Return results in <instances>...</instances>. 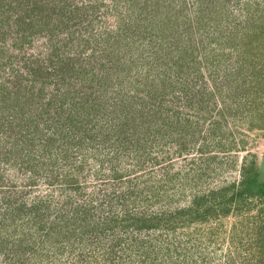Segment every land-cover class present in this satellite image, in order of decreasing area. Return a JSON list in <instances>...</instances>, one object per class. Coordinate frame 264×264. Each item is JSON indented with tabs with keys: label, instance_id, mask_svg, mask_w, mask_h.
<instances>
[{
	"label": "trees",
	"instance_id": "16d2710c",
	"mask_svg": "<svg viewBox=\"0 0 264 264\" xmlns=\"http://www.w3.org/2000/svg\"><path fill=\"white\" fill-rule=\"evenodd\" d=\"M157 1L124 0L129 6L128 12L124 15L119 12L120 18L115 17L114 22L117 21L111 26L113 19L107 14L115 10H109L110 4L102 0H0V62L5 52L11 50L6 45L8 38L15 37L11 55L18 61H24L33 80V85L29 84L24 80L21 68L14 66L13 73L19 72L14 76V83L10 87L0 83V264H30L32 260L48 255L50 260L57 261L63 256V246L73 244L83 245L84 253L80 255L83 262L86 260V245L89 240L92 243L91 239H98L99 234L107 233L115 238L122 233L123 237L127 234L134 237L145 231L149 232L148 240L143 242L153 244L150 239L153 231L174 230L177 225L205 219L210 212H216L217 207L227 209V205L245 204L253 197L264 198V182L258 181L255 163L244 167L242 179L226 188L228 192L218 195L214 191L209 197L198 196L194 206L188 209L149 212L127 203L151 198L154 202L168 196L172 180L168 174L165 176L167 181L160 187L155 183L156 179L153 184L146 182L148 187L138 183L137 190L127 188L120 193L112 192L116 195L106 196L101 202L91 203V200L76 196V192L83 188L75 176L82 173L89 162L96 159L101 163L94 162L95 165L102 168V163L105 165L107 161L106 157L104 159L106 151L112 154L110 160H114L120 156L121 150L130 149L127 142H136L132 133L130 137H120L121 129L117 123H111L113 119L117 120L114 116L110 123L107 122V127L103 126L108 116L105 112L107 106L116 111L125 99L120 90L109 92L111 90L103 89L117 81V85L122 83V78L133 69L132 65L139 66V69L145 66L147 62L142 59L145 53L149 58L168 48L170 54H177L171 63V56L161 55L159 61L158 56L156 58L157 66L161 64L171 68L169 78L164 76L161 79L162 75L158 74L159 77L150 79V66L143 79L137 77L145 82V88L150 90L158 84L165 90L168 88L166 80L174 78L177 83H185L183 90H200L196 91L199 100L194 95L189 96L188 91L185 95V104L197 101L201 105L202 115L197 118L196 128L206 126L208 121L207 131H201L202 136L197 135L202 139L200 151L222 142L226 147L233 143L225 138L224 129L230 135L234 131L227 128L224 118H214L216 110L221 117L225 116L226 110L243 113L250 118L249 127L264 129V34L260 33V29L264 30V0H238L235 4L242 8V12L246 11L245 20L254 21L252 28L241 30L238 27L241 24L234 25L235 18L230 8L233 0H195L192 9L185 8L188 16L185 15L181 25L173 21L169 24L165 20L161 24L164 28L157 27L161 35L148 28V23L161 16L157 9L164 0H159L161 3ZM102 16H108L105 18L107 24L100 29L104 23ZM84 22V26H88L86 29L93 26L89 28L92 30L89 36L79 32L78 28L72 30ZM26 30H29L27 35L23 34ZM166 31L170 39L163 36ZM17 34L27 36L26 41L31 47L37 44V40L43 48L51 45V52L41 51L40 56L33 59L32 55H26V41H19ZM60 43L69 46L71 53L64 50L61 59H56L55 46ZM149 60L153 65L155 61ZM121 71L127 73L121 74ZM183 78L185 82H181ZM71 79L78 80L82 86L97 80L103 89L72 90L67 86V90H62L67 84H77L74 81L70 83ZM55 84L61 90H56ZM48 85L52 86L51 90H46ZM215 90L222 91L219 101L214 99ZM111 94L114 99L112 106L109 104ZM236 103L237 108H232L231 104ZM88 113L92 116L84 117ZM90 119L102 127L94 137H89L86 131ZM201 120L204 121L202 124L199 123ZM112 137L114 140L107 149L105 143ZM211 141L216 145L210 144ZM113 165L110 166L112 170L116 167L115 163ZM5 173L11 175L9 180L4 179ZM115 173L120 178L119 173ZM19 174L24 178L21 179ZM39 182L50 188L45 196L34 194L33 186L37 187ZM56 184L60 185L62 194L66 191V196L62 202L54 203ZM132 185L129 183L128 186ZM230 190H233L231 194ZM205 199L210 201L208 206H200ZM186 215H192V218L186 219ZM180 216V222L175 221ZM260 232L264 233L262 229ZM257 243L264 247V234H259ZM121 248V244L114 245L105 254L114 255V259L121 257L118 254L123 253ZM142 248L138 245L135 249L140 256ZM106 261L107 258L100 264H107Z\"/></svg>",
	"mask_w": 264,
	"mask_h": 264
},
{
	"label": "rangeland",
	"instance_id": "374dc122",
	"mask_svg": "<svg viewBox=\"0 0 264 264\" xmlns=\"http://www.w3.org/2000/svg\"><path fill=\"white\" fill-rule=\"evenodd\" d=\"M102 1L110 4L108 6L110 8L109 10H115L107 14H110V18L113 19L110 22L111 26L117 21L114 22L115 17H119V12L122 15L128 12L129 6L125 4L124 0ZM153 2H156V0H151V3ZM161 2L159 0L157 1V3ZM194 2L195 0H164L162 6L157 9V13L161 14L159 16L160 18L158 19L157 17L148 23V28L154 34H160L161 30H158L157 27L161 26L164 28L161 24L165 20L169 24V21H173L179 25L183 18H186L187 11L185 8L188 10L192 9ZM237 2L238 0H233L230 4L231 11H233L232 15L235 18L234 25L241 24L238 26L241 30H245L248 27L252 28L254 21H251V19L245 20L246 11L242 12V8L239 9L235 5ZM107 17L102 16L104 23H101L103 26H99L100 29L106 26L105 18ZM239 21L241 23H237ZM84 25L85 22L72 28V30L78 28L80 30L79 32L84 33L86 36L91 35L92 30L90 31L89 28L93 26H89L86 29L88 26ZM14 29L16 30V26H14ZM28 31L26 30L23 34L27 35ZM0 33H2L1 30ZM260 33L264 34V30L260 29ZM168 34L167 32L163 36L170 39ZM17 36L19 35L17 34ZM14 39L15 37H9L7 40L8 44L6 45H9L11 50L14 49L11 46L12 40ZM26 39L27 36H19V41H26ZM36 43L34 47H31L29 46V41H26V45H24L27 48L26 55H32L33 59H35L40 56L38 54L41 51L46 53L48 51L51 52V45H45L46 47L43 48L40 41L37 40ZM84 44L82 43L83 46ZM24 46L22 47L23 49ZM167 49L159 50L152 57L148 56L149 58L145 56L147 54L145 53L142 59L144 62H147L146 65L140 67V69L139 66L132 65L133 69L129 73L121 71V74L127 73V76L122 78V83L117 85V81L115 85L112 84L113 87L112 85L107 86L105 89L99 87L100 83L96 77L97 80L88 82L89 84L87 86H82L81 82H77L78 80L71 79L70 83L73 81L77 83L75 86L67 84L61 88L62 90H67L68 86L72 90H111L109 92H113L112 90H120L125 95V99L119 104L118 107L120 108L116 111H113V108L107 106L108 109H105V112L108 116L105 117L103 126L107 127L111 118L114 116L117 120L114 121L113 119L111 123H117V126L121 129L120 137H130L132 133L133 138L136 140L135 143L127 142L130 148L128 151L121 150L120 156L114 160L111 159L116 164L114 170L110 167L114 163L111 162L110 158L112 154L108 151L105 152L104 159L106 157L107 161H105V165L102 163V168H99V164L98 166L95 165V163H101L96 159L89 162L85 170L75 176L83 188L79 192H76V196L91 200V203L93 201L94 203L96 201L101 202L106 196L116 195L112 192L120 193L127 188H135L137 190L138 183L148 187L147 183L153 184L156 179L155 183H158L160 187L162 183L167 181L165 176L168 174L172 179L171 184H169L168 196L158 201L154 200V202L151 198L148 201L135 200L136 202L127 201V203L135 204L137 208L143 207L149 212H159L166 209H170L171 211L182 208L188 209L194 206L193 202L198 196L209 197L210 192L214 191L218 195L223 192H228L226 188H229L233 183L237 184L242 179L244 167L248 168L255 163L257 170L259 169L261 158L264 154V129H252L249 127V117H246L243 113L236 114L235 110H226L225 116L221 117L216 114L217 110L214 111V118L216 120L224 118L227 128L234 131L230 135L227 129H224L226 132L225 138H228L234 144L230 143L226 147L222 145L223 142L221 145H216L214 141H211L210 144H215L216 146L212 145L210 149L202 152L199 150L202 139L201 137L198 138L197 135L200 134L202 136V132L205 133L207 131L206 126L208 121L206 122V126L196 128L197 118L199 119L200 115H202L201 105L197 101L190 105L185 104L186 91H188L189 96L194 95L199 100L196 91L199 92L200 90H183L182 85L184 86L185 83H177L174 78L168 80L165 78L168 85V88L166 87L165 90L160 89L158 84L154 88L151 87L150 90L145 88V82L142 79L147 74L146 72L149 71V66L152 70L149 74L150 79L159 77L158 74L162 75V77L160 75L161 79L164 76L169 78L168 74L172 71L171 68L162 67L161 64L157 66L161 55L171 56L169 62H173L172 57H175L177 54H174L176 52L170 54ZM11 50L5 52L4 58L1 59L0 83L7 84L9 87L14 83V76L19 73H13V68L16 66L15 68H21L20 72H24V80L33 85V80L27 73L29 72V68L24 65V61H18V58L11 55ZM64 50L67 53L70 52L69 46L61 43L57 47L55 46L56 59H61L62 55H64ZM23 51L25 52V50ZM157 56L158 61L156 60ZM113 57H116L115 54ZM149 59L155 61L153 65L150 64L151 61ZM91 65L88 64L87 66ZM140 70H142V73H140ZM115 74V77H117L118 74L116 72ZM137 77L142 79L138 80ZM181 82H185L184 78ZM96 84L97 86H95ZM52 86H46V90L47 88L51 90ZM58 86V84H55V89L61 90L58 89ZM221 92V90L219 92L216 91L214 99L217 98L219 101V93ZM108 96L106 95L105 99ZM112 97L113 95L111 94L109 101L111 106L114 102ZM218 107H221V103H219ZM231 107L236 109L237 103L231 104ZM131 111L135 113H130ZM197 112L198 115H196ZM120 115L123 117L121 118ZM88 116H92V113L84 115V117ZM133 117H137L136 120H133ZM252 119H254L253 116ZM187 120H190V122ZM203 122L201 120L199 123L202 124ZM95 123L91 119L87 123L88 127L86 131L89 137H94L102 128L100 124L96 126ZM197 139H199L198 142H196ZM112 140L114 138L105 143L107 149L110 147ZM89 147L92 149L91 146ZM99 169L102 172L98 171ZM115 172L119 173L120 178L115 176ZM5 177L4 179L9 180L11 175L5 173ZM20 178L23 179L24 177L20 175ZM18 181L21 182L19 179ZM129 183H133V185L130 187L128 186ZM36 186H33V190H35L34 194H39L40 196H45L48 189H50L42 182L37 183ZM59 190L60 185L56 184L54 193L57 198L55 199L54 196V203L55 201L62 202L66 196V191L62 194ZM232 191L230 190L229 194ZM135 194L137 193L135 192ZM207 200L205 199V202L201 201L200 206H208L210 201L207 202ZM113 202L116 205V199ZM217 211L218 214L212 211L203 220L199 219L198 221H193L185 225H177V229L173 228L174 230L171 228V230L165 232H151L150 239L151 241L153 240V244L151 242H143L148 240L149 232L145 231L137 234V236L134 235V237L132 234L131 236L127 234L123 237L121 233L115 238H113V235L102 233L99 234L98 239H91L93 240L92 243L89 240V244L85 247L86 260L83 262L80 259V255L83 252V245L73 244L67 247L63 246V251L61 252L63 256L60 255V260H50V256L48 255L41 256L37 260H32L30 264H100V262H104L105 258L108 260V262L106 261L107 264H264V251H262L264 247L257 243L259 234H264L260 232L261 229L264 232V198L253 197L246 200L245 204L237 205L233 203L231 207L227 205V209L225 207H217ZM188 218H192V215H186V219ZM180 220L181 216L175 219L178 222ZM169 224H173V221H169ZM117 244H121L123 253L121 251L118 254L122 256L116 257L115 259L114 255L112 257L110 253L106 256L105 253L112 250L113 246ZM129 245L131 246L128 247ZM138 245L144 247L142 248L144 250L141 256L135 252ZM53 255L55 254L53 253ZM79 259L80 261L76 263ZM144 259L148 260L144 261Z\"/></svg>",
	"mask_w": 264,
	"mask_h": 264
},
{
	"label": "water",
	"instance_id": "95a60500",
	"mask_svg": "<svg viewBox=\"0 0 264 264\" xmlns=\"http://www.w3.org/2000/svg\"><path fill=\"white\" fill-rule=\"evenodd\" d=\"M258 181L264 182V154L261 158V163L258 169Z\"/></svg>",
	"mask_w": 264,
	"mask_h": 264
}]
</instances>
